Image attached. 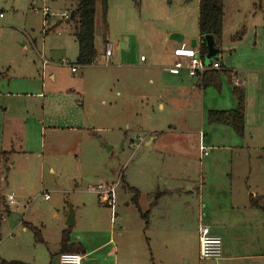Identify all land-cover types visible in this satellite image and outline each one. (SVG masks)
Here are the masks:
<instances>
[{
    "label": "rangeland",
    "instance_id": "1",
    "mask_svg": "<svg viewBox=\"0 0 264 264\" xmlns=\"http://www.w3.org/2000/svg\"><path fill=\"white\" fill-rule=\"evenodd\" d=\"M185 1L107 0L108 18L103 17V4L98 1L94 20L98 51L103 53L102 37L108 38L114 47L117 37L122 34L123 28L117 18L120 12H124L128 20L140 15L142 20L148 18L153 30L161 28L165 32L181 26L188 39L197 40L198 1ZM76 3L77 0H0V13L3 14L0 42L4 48L1 56L13 57L9 50L14 53L22 43H25L26 50H30L31 39H27L26 34L35 38L39 50L44 42L46 51L52 52L54 59L47 69L58 68L55 85L51 87L48 83L44 91L52 93L46 101L55 108L49 110L51 106L48 103V112L53 116L62 114L69 119L70 126L79 128L75 131L70 128L63 133L46 130L42 138L32 135V131L24 153L18 151L11 158V167L0 163V200L3 198L5 203L11 193L16 198V204L9 206L8 210L0 206V261L48 264L51 259L52 264H58L56 254L60 233L70 229V239L81 245L83 242L97 247L112 241L94 255L86 254L82 264H113L114 246L143 255L144 260L137 264H147L150 258L158 264L164 227L167 230L166 241L171 246L173 243L177 246L180 241L185 261L189 260L190 264H217L213 260H198L197 229L206 224L202 211L209 215L208 209L201 208L200 180L207 179L209 174L217 179L225 169L233 168L231 171L235 177L244 175L240 180H233V187L249 185L253 192L264 195L261 188L264 187V140L256 143V150H239L236 143L241 142L240 137L229 127L209 124L206 112L202 117L191 114L187 119L179 120L178 116L159 114L154 104L149 103L157 115L149 113V119L145 120L141 112L120 110L113 103L110 67L101 64L99 55L95 64L87 67L77 65L73 30H68L63 24L50 28L56 20L48 18L45 21L40 11L35 12L47 7L51 14L70 13ZM223 4L222 41L217 60L213 62L222 63L228 69H264V0H224ZM69 25L73 29L74 25ZM58 32L61 37H57ZM238 35L240 39L235 40ZM138 39L136 36L133 41ZM187 44L190 46L189 42ZM160 49L161 46L157 50ZM32 53L37 60L35 52ZM131 56L139 62L140 57L147 58L148 54L133 51ZM62 59L77 67V73L72 74L68 66L59 65ZM36 67H39V62ZM239 77L242 81L240 74ZM225 79L221 77L220 91L213 93L219 94V103L233 99L232 86ZM44 82H48L46 73ZM147 87V94L156 95L153 86V89ZM133 105L134 109L145 106L140 103ZM81 120H84V126L80 129ZM170 120L176 123V131L173 134H154L157 139L146 145L153 137L148 136L147 130L160 132ZM199 133L205 138L202 146L207 150L206 156L199 150ZM249 170L252 174L247 183L245 178ZM112 183L116 184L117 218L114 222L110 221L106 201L95 193L98 185ZM130 187L140 194L142 212L148 210L153 201L158 202L148 231L144 230V220L132 203ZM208 189L211 192V183H208ZM168 191L172 193L163 194ZM45 196L48 200L44 199ZM202 203H207L205 192ZM70 210L74 225L67 228L64 224ZM24 223L37 228L45 244L35 242L29 229L23 231ZM119 232L121 237H118ZM250 234L251 231L245 229L236 232L235 239L241 251H244V241L250 239ZM248 262L258 264L257 261Z\"/></svg>",
    "mask_w": 264,
    "mask_h": 264
},
{
    "label": "crops",
    "instance_id": "2",
    "mask_svg": "<svg viewBox=\"0 0 264 264\" xmlns=\"http://www.w3.org/2000/svg\"><path fill=\"white\" fill-rule=\"evenodd\" d=\"M185 2L187 3L188 1L186 0ZM123 14L124 12L118 13L119 16L117 18L120 20L123 31L122 34L117 37L114 47L112 45L113 43H110L108 38L102 37L101 40L104 49L103 53L99 52L96 42L97 38H95L94 35L96 58L98 59L99 55L102 60L101 64L104 67H110L109 84L114 95L113 103L118 105L120 110L126 109L128 112H141L144 119L148 120L149 113H153V110H151L152 105L150 106L149 103H153L159 114L166 113L168 116H178L179 120H185L191 114L202 117L205 112L207 113L212 110L227 111L235 109L236 100L233 95L232 100L229 99L226 100V102L219 103V94H213L216 91L211 88H201L200 79L190 77L186 69L170 71L175 62V58L172 56V50L180 43L188 45L187 42H189V47H191V42L195 41V47L192 48L199 51V45L201 43L200 37H198L197 40L188 39L185 30L181 26H175V28L165 32L160 30L161 28H155V30H153L151 28V21L148 20V18L142 20L140 15L139 18L128 20ZM105 18H108L107 11ZM62 24L66 25L69 28L68 30L72 31V28L67 24L59 21L53 22L50 28L54 26L53 29H55ZM133 27L135 28L134 32H132ZM30 36L26 34V38L29 40L31 39L30 50H26L25 43L19 44L18 47L20 48L16 47L17 51L14 52L15 54L9 50L13 57H8L6 55H3V57L1 56V52L4 51V48L0 42V153L9 154V162L18 151L24 153L25 146H27V142L30 141L32 131V135H39L40 138H42V134L45 133L46 130H51L50 132L53 131L52 133H63L64 130H69L70 128H72L70 130L73 131H75L74 129H79L70 126L69 119L67 118V120L62 114H60V116L49 114L48 103L51 106L49 110H55L53 104L46 101V97L52 95V93H45L44 91L48 83L51 87L55 85L57 81L56 71H58V68L49 67V69H47V67L54 62L51 56L52 52L46 51L44 42L39 50L35 38ZM136 36H138L139 39L133 41V38ZM57 37L61 36L59 35ZM159 46H161L160 51L157 50ZM216 49L219 51V48ZM107 50H110V57L108 59L105 57V52ZM133 51L146 52L148 56L147 58L140 57V61L136 62L135 58L131 56ZM32 52H35V57H37L38 61L36 58H33ZM41 58L49 61V64L44 69H42ZM141 58H143V60H141ZM37 62H39L38 68L36 67ZM95 63L96 62L93 64ZM219 65L221 69L219 70L220 72L226 71L231 75V80L228 83L231 84L232 89L233 87L241 86L245 92L244 136L238 138L241 142H237L236 146L240 148L239 150H243L244 148L245 150H256L258 148L256 143H259L260 140H264V69H228L223 66L222 63H219ZM45 73L48 81L46 84H44ZM131 73L137 75L133 76ZM239 74L243 78V82L240 80ZM222 76L221 74V77ZM147 85L150 86V88L153 86L156 95L147 94L145 92V90L148 89ZM144 86L145 89H143ZM51 100L52 99H50V101ZM136 103H140L141 105L144 104L145 106L134 109L135 106L133 104ZM223 103H225L224 106L221 105ZM138 115L137 113L136 116ZM152 115L157 114L153 113ZM83 123L84 120L80 125V129L83 128ZM175 124L174 121L170 120L169 123L166 124V127H164L166 129L163 128L160 132L154 129H148L146 133L149 137L157 133L160 135L168 133L173 134L177 126ZM38 126H40L39 129ZM200 134L201 133H199V135ZM246 138L247 141L245 142ZM33 139L35 141V138ZM156 139L157 138L153 136L146 145H149ZM204 140L205 138L201 139L199 136V146L200 143L203 145ZM9 162L7 164L11 167L12 164ZM40 162L43 163L42 158H40ZM232 169H225L224 174L217 179L209 174V176L207 175V179L205 177L200 180L201 188L199 199L201 208L205 209V211L208 209L207 212L209 214L206 216L203 214V211L201 213L206 223L204 226L209 229L212 235L219 237L222 242L221 257L215 262H217V264H234L243 261L244 264H248V261H257L258 264H260V262L264 264V216L260 211L248 207L249 197L264 195L253 192L249 185H245L244 187L234 185L233 187V180L236 178L240 180L244 175H237V177H235L232 174ZM206 172L208 173L209 171ZM251 174L249 170L245 178L247 183ZM208 183L212 185L211 192L208 189ZM261 188L264 189V187ZM204 192L207 199L206 204L202 203L204 201ZM171 193L172 192L168 191L163 194L167 195ZM139 199L138 208L140 212L148 213V224L147 226L144 224V230L148 231L152 226L154 211L158 209V202L157 200L153 201L149 205V209L142 212L139 207ZM3 200V198L0 200V206L2 205L8 210ZM213 200L217 202L220 201V203L213 202ZM241 229L251 231L249 236L250 239L244 241V251L239 249L240 244L238 240L235 239L236 232H239ZM25 230L27 229L23 226V231ZM63 231L64 230H62L61 233ZM161 233V256L160 263L158 262V264H190L189 260L185 261L184 258L186 256H183L181 253L180 241L178 240L177 246L175 243L171 246L170 243L166 241L167 230L164 229V227ZM121 236L122 234L119 232L118 237ZM70 241L71 243H78L74 242L72 239H70ZM109 243H112V241L108 240L103 245L90 247L82 242L85 249L84 256H86V254L90 256L94 255L103 246ZM198 251L199 242L197 253ZM84 256H81V264ZM58 257L57 255V258ZM142 260H144V256L138 252H134L132 249L124 247V249L121 250L117 246L113 247V264H137L138 261ZM198 260L206 261L200 260L199 256ZM153 262L155 263V259H153ZM153 262L150 258L147 264H154ZM33 264L36 263L34 262ZM48 264H52L51 259Z\"/></svg>",
    "mask_w": 264,
    "mask_h": 264
},
{
    "label": "trees",
    "instance_id": "3",
    "mask_svg": "<svg viewBox=\"0 0 264 264\" xmlns=\"http://www.w3.org/2000/svg\"><path fill=\"white\" fill-rule=\"evenodd\" d=\"M100 1L103 4V17L105 18L107 9V0H77L76 6L70 12L69 23L73 26V36L77 44L76 64L81 67H87L93 64L96 58L94 47L95 35V13L96 4ZM224 0H198V18L197 28L201 40L199 45V56L205 58L207 48L202 39L205 36H211L214 40L215 48H219L223 35V16H224ZM241 35V34H240ZM240 35L235 36V40L240 39ZM221 74L226 77L228 82L231 75L228 72H219L211 70L205 72L200 78L201 88H211L217 92L221 88ZM232 95L236 100V107L227 111H208L206 120L209 124L226 126L238 137L244 136V117H245V92L241 86L233 87ZM9 162V154L0 153V163L7 164ZM133 193L132 203L136 207L140 218L144 220L145 226L148 224V213H141L138 208L139 192L135 188H129ZM158 196H156V199ZM108 207V206H107ZM248 207L253 210L260 211L264 216V196L249 197ZM26 229L32 231L35 242L44 243L40 231L30 225L24 224ZM62 254L85 255V250L80 243H71L70 229H65L61 233L59 242L58 256ZM0 264H26L20 261L1 260Z\"/></svg>",
    "mask_w": 264,
    "mask_h": 264
},
{
    "label": "built area",
    "instance_id": "4",
    "mask_svg": "<svg viewBox=\"0 0 264 264\" xmlns=\"http://www.w3.org/2000/svg\"><path fill=\"white\" fill-rule=\"evenodd\" d=\"M60 0H54V2H59ZM41 12L43 19L47 21L48 18H54L53 20L63 22L69 25L70 13L64 11L60 14H51L47 7L37 10L35 12ZM3 18V14L0 13V20ZM45 28H47L45 26ZM49 30V29H47ZM61 35L60 32L57 33ZM172 56L175 58V62L172 65L170 71H177L181 69H186L190 77L201 78L202 75L211 70L219 71L220 65L217 62L210 61L205 63L204 59L199 56V51L195 48L189 47L184 43H180L176 48L172 50ZM105 57L108 59L110 57V52L107 50L105 52ZM96 59V58H95ZM143 60V58H141ZM42 69H44L49 61L41 58ZM95 62V60H94ZM93 62V63H94ZM59 65L68 66L72 74H76L78 69L72 64H69L66 60L62 59ZM202 139L201 134L199 135ZM199 150L203 156L207 155V150L201 145ZM96 195L106 201L107 206L110 211V221L114 222L117 218L116 208H115V194H116V184H100L96 187ZM45 200L48 196L44 197ZM16 204V198L13 193L6 197L5 205L8 208ZM198 242L199 251L198 256L200 260H213L216 261L221 257L222 252V242L221 239L215 235H212L206 226H199L198 228ZM58 264H81V256L76 254H62L58 257Z\"/></svg>",
    "mask_w": 264,
    "mask_h": 264
},
{
    "label": "water",
    "instance_id": "5",
    "mask_svg": "<svg viewBox=\"0 0 264 264\" xmlns=\"http://www.w3.org/2000/svg\"><path fill=\"white\" fill-rule=\"evenodd\" d=\"M202 43L206 45L207 48V54L205 55V63H209L210 61H215L217 60V53L218 50L214 46V40L211 36H205L202 39ZM191 47H195V41L191 42ZM73 212L70 210L69 214L67 216V221L65 222V226L67 228L72 227L74 225L73 221Z\"/></svg>",
    "mask_w": 264,
    "mask_h": 264
}]
</instances>
